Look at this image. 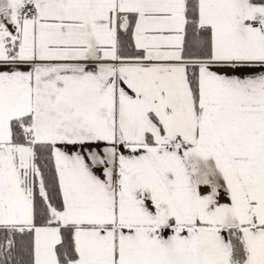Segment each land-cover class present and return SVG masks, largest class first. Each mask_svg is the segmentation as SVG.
<instances>
[{"label":"snow or ice","instance_id":"6c2138e0","mask_svg":"<svg viewBox=\"0 0 264 264\" xmlns=\"http://www.w3.org/2000/svg\"><path fill=\"white\" fill-rule=\"evenodd\" d=\"M0 264H264V0H0Z\"/></svg>","mask_w":264,"mask_h":264}]
</instances>
